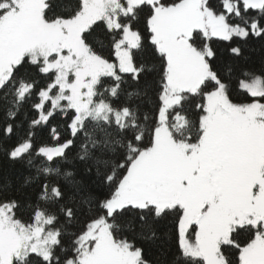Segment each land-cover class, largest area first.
I'll use <instances>...</instances> for the list:
<instances>
[{
  "label": "snow or ice",
  "instance_id": "6c2138e0",
  "mask_svg": "<svg viewBox=\"0 0 264 264\" xmlns=\"http://www.w3.org/2000/svg\"><path fill=\"white\" fill-rule=\"evenodd\" d=\"M250 37L264 0H0V264H264Z\"/></svg>",
  "mask_w": 264,
  "mask_h": 264
},
{
  "label": "trees",
  "instance_id": "16d2710c",
  "mask_svg": "<svg viewBox=\"0 0 264 264\" xmlns=\"http://www.w3.org/2000/svg\"><path fill=\"white\" fill-rule=\"evenodd\" d=\"M235 42V41H234ZM212 46L217 50V59L215 63L220 66L223 71L224 66L228 63L230 57L227 52V48L230 46L229 42L224 41H212ZM241 46L244 49V56L248 57V60L245 61L243 58L241 59V63H247L250 67H255L259 69L261 65V60L264 58V39L250 37L248 38L246 43L241 42ZM0 118H2V114H0ZM53 123H57V121H53ZM63 132V129H61ZM3 167L6 171H12L15 173L17 169L20 168V165H11L7 161H2ZM15 181V176L13 177ZM158 254V250L156 246L149 245L146 247V255L148 258H154Z\"/></svg>",
  "mask_w": 264,
  "mask_h": 264
}]
</instances>
